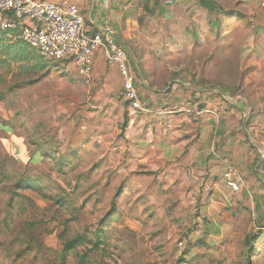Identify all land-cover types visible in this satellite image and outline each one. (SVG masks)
<instances>
[{
  "label": "rangeland",
  "instance_id": "rangeland-1",
  "mask_svg": "<svg viewBox=\"0 0 264 264\" xmlns=\"http://www.w3.org/2000/svg\"><path fill=\"white\" fill-rule=\"evenodd\" d=\"M211 2L215 12L195 1L168 19L133 9L118 40L133 70L160 66L155 77L165 86L188 81L242 106L264 152V0ZM33 65L0 67V264H78L83 253L84 264H176L196 240L203 243L182 255L191 254V264H247V255L264 264V210L232 220L223 237H207L201 214L181 213L190 211L181 187L126 159L116 108L104 113L94 80L83 82L70 60ZM20 178L35 187H16ZM118 189L105 242L62 258L63 240L95 230Z\"/></svg>",
  "mask_w": 264,
  "mask_h": 264
},
{
  "label": "crops",
  "instance_id": "crops-1",
  "mask_svg": "<svg viewBox=\"0 0 264 264\" xmlns=\"http://www.w3.org/2000/svg\"><path fill=\"white\" fill-rule=\"evenodd\" d=\"M69 1L78 7L89 33L110 26L118 39L125 15L133 9L143 10V0ZM195 1L199 0H147L146 4L154 14L168 19L190 11ZM92 65L93 80L102 91L99 106L105 114H111L108 105L114 106L112 117L124 124L117 143L126 159L135 160L138 172L156 174L164 186L181 187L180 196L192 205L190 211L181 213L201 214L199 227L206 228L207 237H223L232 220L250 211L254 214V209L263 214L264 152L252 123L244 119L242 106L188 81L171 79L165 86L166 81L155 77L160 66L144 65L139 70L133 64L144 106L143 111H135L123 98L117 69L106 63L100 48L92 51ZM226 162L239 171V191L222 179Z\"/></svg>",
  "mask_w": 264,
  "mask_h": 264
},
{
  "label": "built area",
  "instance_id": "built-area-1",
  "mask_svg": "<svg viewBox=\"0 0 264 264\" xmlns=\"http://www.w3.org/2000/svg\"><path fill=\"white\" fill-rule=\"evenodd\" d=\"M0 30H14L28 47L45 60H70L78 77L93 82L92 51L100 48L107 64L114 65L121 80L122 95L131 109L143 111L131 56L110 26L89 33L78 7L69 0H0ZM224 183L240 190L236 166L226 162Z\"/></svg>",
  "mask_w": 264,
  "mask_h": 264
},
{
  "label": "trees",
  "instance_id": "trees-1",
  "mask_svg": "<svg viewBox=\"0 0 264 264\" xmlns=\"http://www.w3.org/2000/svg\"><path fill=\"white\" fill-rule=\"evenodd\" d=\"M147 0H143V10L153 13L152 10H150L146 4ZM198 4L200 7L205 9L208 12H215L217 10V6L211 2V0H199ZM28 45L21 40L19 37V34L14 30H0V67L10 63V61H15L22 63L23 61L33 60L34 65L33 68L37 70L44 69L49 62H52L53 60H45L42 57H40L38 54L33 53ZM124 126V124H123ZM264 165V162H263ZM264 176V175H263ZM16 187L18 188H34L35 187V181L32 179H18L16 182ZM120 189L116 191V193L113 196V199L110 203V209L109 211L98 221L97 226L95 230L90 231V234L88 231L86 233H77L72 237L65 238L62 242V250H61V257L64 258L66 254L72 250L77 249L78 247H85L87 245H90V249H97L100 245H102L105 242V239L103 238L105 236V223L106 219L108 218L109 214H115L116 212V206H115V200L117 199L119 195ZM252 238H246V243L250 242ZM202 240H196V242H188L187 246L188 248L184 250L180 257H178L176 264H191L193 262V256L190 254L187 258L182 255L188 253L190 251V248L199 246L202 244ZM249 254V252H248ZM86 258V253H83L79 256L78 264H84L83 261ZM247 264H251L250 262V255H247Z\"/></svg>",
  "mask_w": 264,
  "mask_h": 264
}]
</instances>
